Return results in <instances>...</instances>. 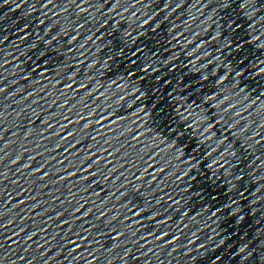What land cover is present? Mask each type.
Instances as JSON below:
<instances>
[{
    "label": "water",
    "instance_id": "1",
    "mask_svg": "<svg viewBox=\"0 0 264 264\" xmlns=\"http://www.w3.org/2000/svg\"><path fill=\"white\" fill-rule=\"evenodd\" d=\"M189 264H264V0H163Z\"/></svg>",
    "mask_w": 264,
    "mask_h": 264
}]
</instances>
